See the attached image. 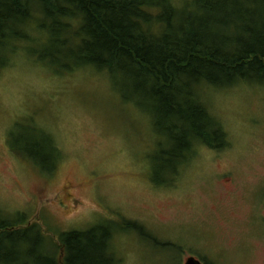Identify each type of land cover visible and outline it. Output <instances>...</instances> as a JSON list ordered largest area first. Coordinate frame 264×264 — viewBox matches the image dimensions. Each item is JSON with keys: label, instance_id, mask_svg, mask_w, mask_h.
<instances>
[{"label": "rangeland", "instance_id": "1", "mask_svg": "<svg viewBox=\"0 0 264 264\" xmlns=\"http://www.w3.org/2000/svg\"><path fill=\"white\" fill-rule=\"evenodd\" d=\"M256 82L199 89L225 145L199 143L173 181L159 185L155 153L174 143L135 103L128 78L91 65L56 73L27 50L13 53L0 70V209L25 220L17 228L41 226L22 249L62 261V232L100 224L112 228L115 264H184L190 255L264 264V82ZM35 126L57 145L52 172ZM21 260L35 264L25 253Z\"/></svg>", "mask_w": 264, "mask_h": 264}, {"label": "trees", "instance_id": "2", "mask_svg": "<svg viewBox=\"0 0 264 264\" xmlns=\"http://www.w3.org/2000/svg\"><path fill=\"white\" fill-rule=\"evenodd\" d=\"M21 49L56 73L91 65L128 78L135 103L153 112L156 126L174 143L172 148L158 145L153 160L152 181L166 184L199 143L225 145L222 125L201 102L199 89L264 82V0H185L182 5L173 0H0V70ZM32 130L42 138L35 145L47 151L45 164L52 172L60 157L57 145L45 129ZM166 170L174 173L170 180L155 178ZM5 217L0 209V237L10 241L4 245L0 238V264H28L21 260L23 253L35 264L116 262L109 225L62 232L60 261L22 249L31 240V227L41 233L39 224L17 228L24 219Z\"/></svg>", "mask_w": 264, "mask_h": 264}, {"label": "water", "instance_id": "3", "mask_svg": "<svg viewBox=\"0 0 264 264\" xmlns=\"http://www.w3.org/2000/svg\"><path fill=\"white\" fill-rule=\"evenodd\" d=\"M185 264H204L200 259L197 257L190 255L185 261Z\"/></svg>", "mask_w": 264, "mask_h": 264}, {"label": "flooded vegetation", "instance_id": "4", "mask_svg": "<svg viewBox=\"0 0 264 264\" xmlns=\"http://www.w3.org/2000/svg\"><path fill=\"white\" fill-rule=\"evenodd\" d=\"M188 258V257H187ZM185 264V263H184Z\"/></svg>", "mask_w": 264, "mask_h": 264}]
</instances>
